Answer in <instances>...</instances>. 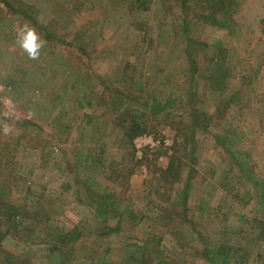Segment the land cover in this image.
Returning <instances> with one entry per match:
<instances>
[{
    "label": "rangeland",
    "instance_id": "obj_1",
    "mask_svg": "<svg viewBox=\"0 0 264 264\" xmlns=\"http://www.w3.org/2000/svg\"><path fill=\"white\" fill-rule=\"evenodd\" d=\"M4 124L0 264H136L154 238L169 264H239L264 231V0H0Z\"/></svg>",
    "mask_w": 264,
    "mask_h": 264
},
{
    "label": "trees",
    "instance_id": "obj_2",
    "mask_svg": "<svg viewBox=\"0 0 264 264\" xmlns=\"http://www.w3.org/2000/svg\"><path fill=\"white\" fill-rule=\"evenodd\" d=\"M207 2H210V1H207ZM218 5H221V4H218ZM218 5H216V7H218ZM201 18L202 19H206V16H201ZM218 24L222 25V22H219ZM190 61L192 63V66L195 68V60L193 61V59L190 57ZM218 65H220V63H218ZM200 119H201V116L199 115L198 120H197V123H198L197 125H200L199 124L200 123ZM133 125L134 126L131 127V129H130V134H131L132 138H134L135 136L143 135L144 133H146V130L141 128L138 124H133ZM119 232H120V225H118L115 228L110 229L108 234L109 235L113 234V233L118 234ZM68 238H70L69 242H71V243H75V242H77L80 239L79 235H76V234H71V235L68 234L64 238L62 237L63 240H66ZM0 241H1V239H0ZM160 242H161V239L156 242V239L154 238L153 240L147 241L143 246H137L136 245L135 246L136 254L141 252L143 255L147 256V258H148L147 262L145 260H140V262L135 261L136 264H144V262L147 263V264H150V262L152 263L153 261H156V264H169V262L163 256L164 253H163V251H162V249L160 247ZM226 253L224 255V259H225L224 262H226V260H228V256L226 255ZM3 255H4L3 254V248H2V246L0 244V259H1V256H3ZM5 256H4V260H3L4 263L3 264H10L8 262V258L15 259L9 253H5Z\"/></svg>",
    "mask_w": 264,
    "mask_h": 264
},
{
    "label": "clouds",
    "instance_id": "obj_3",
    "mask_svg": "<svg viewBox=\"0 0 264 264\" xmlns=\"http://www.w3.org/2000/svg\"><path fill=\"white\" fill-rule=\"evenodd\" d=\"M16 43L19 45L22 52L27 55L28 59L38 60L45 42L41 39L34 27L30 26L28 23H24L17 28ZM2 115L8 119L12 118L9 112H4ZM11 130L8 124H4L2 129H0L4 135H8Z\"/></svg>",
    "mask_w": 264,
    "mask_h": 264
},
{
    "label": "crops",
    "instance_id": "obj_4",
    "mask_svg": "<svg viewBox=\"0 0 264 264\" xmlns=\"http://www.w3.org/2000/svg\"><path fill=\"white\" fill-rule=\"evenodd\" d=\"M264 231L262 234H259V236H251V245L250 249H246L244 247V244L246 245V242L241 244L238 248V250H228L227 256L228 260L232 261V258H237L239 264H249V262H252V264H264ZM249 234L240 236V240L244 242V238L248 237ZM253 235L254 232H253ZM254 237L256 240H254ZM253 239V240H252ZM254 242V243H253ZM253 244V245H252ZM247 246V245H246ZM245 248V250H244Z\"/></svg>",
    "mask_w": 264,
    "mask_h": 264
},
{
    "label": "built area",
    "instance_id": "obj_5",
    "mask_svg": "<svg viewBox=\"0 0 264 264\" xmlns=\"http://www.w3.org/2000/svg\"><path fill=\"white\" fill-rule=\"evenodd\" d=\"M135 144H136L137 153H138L137 155L141 156L142 151H144L147 148L152 149L156 147L158 142H156L154 138L151 136L143 135L136 139Z\"/></svg>",
    "mask_w": 264,
    "mask_h": 264
}]
</instances>
